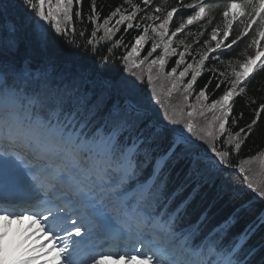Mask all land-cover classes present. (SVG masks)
Wrapping results in <instances>:
<instances>
[{"label": "snow or ice", "instance_id": "obj_1", "mask_svg": "<svg viewBox=\"0 0 264 264\" xmlns=\"http://www.w3.org/2000/svg\"><path fill=\"white\" fill-rule=\"evenodd\" d=\"M212 6L205 0L187 4L177 0L175 6L165 9L153 6V0H124L101 18L97 0H90L86 16L83 0H0V264H34L41 259L44 264H77L75 248L85 236L143 243L131 250H102L90 259H81L79 264H240L239 253L248 232L231 245L223 243L235 223L234 216L198 242V225L178 230L177 220L201 187V180L225 175L232 154L239 153L264 113L262 98L251 123L235 133L227 129L235 98L247 95L254 74L264 70V0H227L222 10V33L218 27L212 28L203 50L197 52L199 59L179 73L183 78L191 70L192 78L186 86L191 89L205 61L225 63L221 55H227L249 35L253 25H258L247 45L255 49L254 55H247L235 65L229 60L231 72L219 73L222 79L215 89L223 88L222 95L204 105L214 113L205 127H196L192 110L187 112L186 120L175 111L169 113L151 74V65L164 68L168 55L179 56L177 65L185 63L189 49L177 52L172 47L173 38L187 26L204 20L206 10ZM150 7L149 13L146 9ZM181 8L192 12L182 15L170 31L174 14ZM10 10L26 22L34 37L26 41L23 55L21 23L9 19ZM141 12V20L153 23L143 27L134 24ZM85 21L93 27L90 33L86 27L80 29L81 43L76 39V24L84 25ZM233 21L242 24L243 29L230 38ZM121 26L124 31L142 27L130 51L120 58L127 75H100L92 67L66 57L50 36L64 37L69 48H83L93 56L102 42H110L106 54L100 57L107 64L114 49L123 45V37L115 38ZM150 29L163 43V55L149 65L146 79L151 95L146 96L142 88L145 77L133 69H140L158 45L152 43L147 56L132 58L140 57ZM211 71L215 73L216 69ZM175 73L173 68L169 75ZM207 87L198 94L204 101L209 99ZM253 91H264V81L257 83ZM246 103L256 101L249 96ZM232 123H237L236 118ZM258 156L260 175H264V151ZM181 160H187L191 168L186 182L176 187L169 200L183 193L188 183L194 185L192 191L173 211L169 212L167 206L157 211L167 184L166 170ZM246 162L241 160L237 165L241 173ZM146 169L150 172L141 179ZM244 181L258 198L264 199V187L248 176ZM227 183L225 179V188ZM70 200L79 222L60 216L65 209L56 201ZM204 218L201 216V221ZM59 219L64 220V227L58 230ZM259 220L264 224V216ZM161 240L165 241L163 245Z\"/></svg>", "mask_w": 264, "mask_h": 264}, {"label": "trees", "instance_id": "obj_2", "mask_svg": "<svg viewBox=\"0 0 264 264\" xmlns=\"http://www.w3.org/2000/svg\"><path fill=\"white\" fill-rule=\"evenodd\" d=\"M134 2L139 3L140 0H134ZM193 2L194 0H184L185 4ZM205 2L213 5L206 10L207 14L205 19L187 26L183 33L173 38L172 47L176 48L177 52L184 51L185 47L189 49L185 55V63L177 65L176 61L179 59V56L168 55L165 58L164 68H160L159 64L151 65L153 86L160 96L161 103L167 108L169 113L175 111L182 114V118L185 120L188 119L187 112L190 110L194 111L192 120L198 129L205 127L211 122L214 113L207 111L204 105L210 104L213 99L222 95L223 88L216 90L215 85L219 79H222V77L219 76L220 72H231V67L227 62L230 60L232 64L235 65L238 60H243L247 55H254L255 49L248 48L247 45L250 42L251 36L255 35V28L258 27V25H253V28L249 30L248 36L238 41L237 45H234L233 48L228 51L227 55H221V59L224 60L225 63L220 64L213 59L205 61L204 65L201 66L200 74L197 76L192 88L186 89L188 81L192 78L191 70H189V73L183 78L179 77V73L184 70L187 64L193 63L194 59H199L197 52L203 50V42L210 38L212 28L218 27L221 33L223 31L224 18L222 16V10L227 0H205ZM89 4L90 0H83V12L85 16L88 14ZM122 4H124V0H97L101 18L108 15L116 6ZM176 4L177 0H153V6L160 5L165 9H170V7ZM217 4L220 5V7H215ZM124 6L127 7V5ZM151 10V7L146 9L149 13ZM10 12L9 19L21 23L20 36L22 37V41L20 44V54L23 55L27 47L26 41L28 39H34V37L30 36L31 29L29 26H26V22H24L21 17L17 16L14 10H10ZM191 12L192 9H179L178 13L174 14L173 21L170 24V31L174 30V27L180 22L182 15L191 14ZM143 15L144 12L138 13L137 20L133 23H140L142 27L144 24L153 23L152 21L141 20L140 17ZM100 22H102V19ZM155 23L159 22L157 21ZM82 27H86L90 33L93 26L89 25L87 21H85L84 25L79 23L76 24V39L81 43L83 41L79 37V31ZM142 27L139 29L133 27L128 31H124V26H121V30L116 33L115 38L119 39L123 37V45L114 49L112 58L107 64L102 63L100 57L106 54L105 49L110 46V42H102L99 45V52L96 56H93L90 51H85L83 48H69L64 43V37H56L53 33H50V36L55 41V47L62 50L66 57L70 56L72 59L78 60L85 66L92 67L100 75L109 77L121 74L127 75L123 72L124 64L120 58L126 55L127 51H130L131 45L134 43V37L141 34ZM242 29V24L238 21H233L230 38H235ZM101 34L102 30L98 35ZM158 41L159 39L155 37V34L152 33L150 29L148 40L142 46L140 57L132 58L135 60L141 59L147 56L152 43L158 45L157 51L148 58L140 69H133L145 77L142 88L146 96L151 95V89L146 79L149 73V65L152 60L163 55V43L160 45ZM181 41H184V43L182 44ZM197 41L199 43H197ZM212 46H214V42H212ZM211 55L212 54H210V56ZM173 68H176V73L174 75H169ZM213 68L216 69L215 73L211 71ZM254 76L255 79L248 85L247 95L235 98L233 111L227 124V129L233 133L251 123L254 118L255 110L259 103H261L262 98H264V91H253V87L257 83L264 81V70L257 71ZM209 81H211L210 84ZM173 85H175V87H173ZM205 85H208L206 93L209 99L207 101H204L203 98H198L200 90L204 88ZM185 96H187L188 99H185ZM249 96L255 99V104L246 103ZM189 105H194L195 108L191 109ZM155 107L159 109V105ZM241 113H243L242 119L240 118ZM232 118H236V124L232 123ZM262 151H264V113L259 117L251 135L247 137L239 153L232 154L231 166L225 170V175L214 178L209 177L206 182L201 180V187L192 196L190 203L178 217L177 229L186 230L198 225V235L196 237L198 242L229 216H234L235 223L224 237V245L228 246L236 242L237 238L247 231L248 239L243 243L239 253V259L242 260L241 264H264V224H261L259 220L264 213V200L257 198L256 193L249 189L244 181V176H248L254 183H259L264 187V175H260L258 156ZM241 160L247 161L243 164L245 170L243 173H241L237 167ZM190 168L191 164L187 160H181L179 163L170 165L169 169L166 170L168 179L164 196L160 200L159 208L166 205L168 211L171 212L180 204L181 200L191 193L194 185L188 183L183 193L178 195L175 199L169 200V197L175 191L176 187L186 182V177ZM149 172L150 169H146L144 177H141V179L145 178ZM225 179H227L228 182L226 188L224 187ZM203 213L205 218L201 221L199 218Z\"/></svg>", "mask_w": 264, "mask_h": 264}, {"label": "bare ground", "instance_id": "obj_3", "mask_svg": "<svg viewBox=\"0 0 264 264\" xmlns=\"http://www.w3.org/2000/svg\"><path fill=\"white\" fill-rule=\"evenodd\" d=\"M62 223V220H57L56 221V224H57V228H58V230H59V227L58 226H60V224ZM25 224H27V222H25ZM14 228L16 227L15 225L13 226ZM21 227H24L23 225L21 226ZM33 231H36V229L34 228L33 229ZM61 234H63V233H61ZM74 240H77V237H74L73 238ZM46 241H40V243H45ZM31 243V242H30ZM88 244H81L78 248H75V250H77V251H79V250H81L82 249V247H85V246H87ZM35 246V245H34ZM75 247V246H74ZM50 250V246H49V248H47V249H45L44 251L45 252H47V251H49ZM98 252H100L99 250H92V251H90V252H88L87 254H85V256H84V254H82L81 253V255L80 256H77L76 258H77V264H79V261L81 260V259H84V258H91L92 256H94L96 253H98ZM45 259H50V257H45ZM34 264H44V260L43 259H41V260H38V261H35L34 262Z\"/></svg>", "mask_w": 264, "mask_h": 264}, {"label": "rangeland", "instance_id": "obj_4", "mask_svg": "<svg viewBox=\"0 0 264 264\" xmlns=\"http://www.w3.org/2000/svg\"><path fill=\"white\" fill-rule=\"evenodd\" d=\"M158 44H160V45H161V44H162V42L159 40V41H158Z\"/></svg>", "mask_w": 264, "mask_h": 264}]
</instances>
